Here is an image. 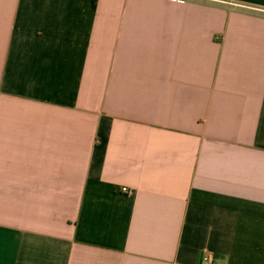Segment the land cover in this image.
Returning <instances> with one entry per match:
<instances>
[{"label":"crops","instance_id":"obj_1","mask_svg":"<svg viewBox=\"0 0 264 264\" xmlns=\"http://www.w3.org/2000/svg\"><path fill=\"white\" fill-rule=\"evenodd\" d=\"M205 256L264 264V0H0V264Z\"/></svg>","mask_w":264,"mask_h":264},{"label":"built area","instance_id":"obj_2","mask_svg":"<svg viewBox=\"0 0 264 264\" xmlns=\"http://www.w3.org/2000/svg\"><path fill=\"white\" fill-rule=\"evenodd\" d=\"M174 1H182V0H174ZM125 190V189H124ZM126 191V190H125ZM204 260H205V262H207V264H210V262H211V257L210 256H205L204 257Z\"/></svg>","mask_w":264,"mask_h":264}]
</instances>
